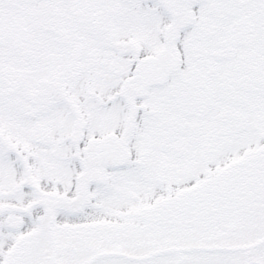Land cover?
<instances>
[{
    "label": "snow or ice",
    "instance_id": "obj_1",
    "mask_svg": "<svg viewBox=\"0 0 264 264\" xmlns=\"http://www.w3.org/2000/svg\"><path fill=\"white\" fill-rule=\"evenodd\" d=\"M0 264H264V0H0Z\"/></svg>",
    "mask_w": 264,
    "mask_h": 264
}]
</instances>
